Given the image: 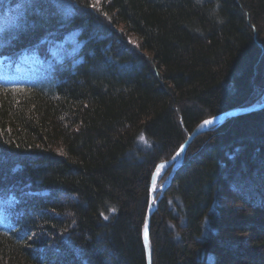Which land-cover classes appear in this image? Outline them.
<instances>
[{"label": "trees", "instance_id": "16d2710c", "mask_svg": "<svg viewBox=\"0 0 264 264\" xmlns=\"http://www.w3.org/2000/svg\"><path fill=\"white\" fill-rule=\"evenodd\" d=\"M27 52L0 80V264H147L157 164L264 97V0H0L2 64ZM150 225L152 264H264V108L193 138Z\"/></svg>", "mask_w": 264, "mask_h": 264}, {"label": "water", "instance_id": "95a60500", "mask_svg": "<svg viewBox=\"0 0 264 264\" xmlns=\"http://www.w3.org/2000/svg\"><path fill=\"white\" fill-rule=\"evenodd\" d=\"M261 108H264V99H260L251 105L234 108V109L222 112L220 114H217L215 116H212L210 118H207V119H211L213 121V123L211 125H204L203 124L204 120H203L189 134L188 138L182 144L183 147L180 146L179 149L175 152V154L169 160L162 161V162H159L157 164V166L153 172V175H152V181H151V186H150V199H149V204H148V207L146 210V215H145V220H144V228H143V241H144V246H145V251H146V263L147 264H152V252H151V242H150L151 216H152L154 210L157 208L158 202H159L160 198L162 197L164 190L167 188L170 180L172 179L174 172L182 163L183 158H184V153H185V150H186L188 144L198 134L209 130L210 128H212L215 125L223 123L228 118H231V117H234L237 115H241V114H245V113H249L252 111H256V110H259ZM177 153H179V155H177ZM170 166L172 167V169H171L168 177L166 178V180H165V182L161 188L162 193L156 199L155 198L156 197L155 185H156V178H157L158 172L160 171V169H163V171L166 172Z\"/></svg>", "mask_w": 264, "mask_h": 264}, {"label": "rangeland", "instance_id": "374dc122", "mask_svg": "<svg viewBox=\"0 0 264 264\" xmlns=\"http://www.w3.org/2000/svg\"><path fill=\"white\" fill-rule=\"evenodd\" d=\"M132 40H135V38H131ZM69 40H72V37L69 38ZM41 63L40 59H38V57L35 55V54H27L23 57V61L21 64H16L15 65V69L13 72H8L7 74L10 76V77H14V78H17L18 77V74L20 75V73H23L24 70H26L27 68L29 70H33L35 69L38 64ZM25 73V72H24ZM260 99H264V97L260 98ZM258 99V100H260ZM257 100V101H258ZM169 173H168V170L164 173H161L160 176L158 177V179L156 180L157 183H156V186H155V190H156V199L161 195L162 191H161V188L166 180V178L168 177ZM222 199L224 201L225 204H228V205H234L235 202L229 198V196H222ZM243 218V217H242ZM246 218V216H245ZM231 236L233 237H240V238H243L244 239V236L245 235H237V234H230ZM248 243V242H247Z\"/></svg>", "mask_w": 264, "mask_h": 264}, {"label": "snow or ice", "instance_id": "6c2138e0", "mask_svg": "<svg viewBox=\"0 0 264 264\" xmlns=\"http://www.w3.org/2000/svg\"><path fill=\"white\" fill-rule=\"evenodd\" d=\"M92 6L94 7L95 5H92ZM212 123H213V121L211 119H206L203 121L204 125H211ZM181 147H183V145H181ZM177 155H179V153H177Z\"/></svg>", "mask_w": 264, "mask_h": 264}, {"label": "bare ground", "instance_id": "6f19581e", "mask_svg": "<svg viewBox=\"0 0 264 264\" xmlns=\"http://www.w3.org/2000/svg\"><path fill=\"white\" fill-rule=\"evenodd\" d=\"M201 134V133H200ZM164 171H163V169H160V171L158 172V175H157V178H156V180L158 179V177L160 176V174L161 173H163ZM156 183H157V181H156ZM156 186V185H155ZM151 226V225H150ZM152 248V247H151Z\"/></svg>", "mask_w": 264, "mask_h": 264}]
</instances>
